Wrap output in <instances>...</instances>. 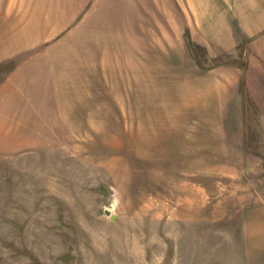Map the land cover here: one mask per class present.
I'll list each match as a JSON object with an SVG mask.
<instances>
[{"label": "rangeland", "instance_id": "obj_1", "mask_svg": "<svg viewBox=\"0 0 264 264\" xmlns=\"http://www.w3.org/2000/svg\"><path fill=\"white\" fill-rule=\"evenodd\" d=\"M235 1L0 0V264H264Z\"/></svg>", "mask_w": 264, "mask_h": 264}, {"label": "crops", "instance_id": "obj_2", "mask_svg": "<svg viewBox=\"0 0 264 264\" xmlns=\"http://www.w3.org/2000/svg\"><path fill=\"white\" fill-rule=\"evenodd\" d=\"M63 11H65V15L69 13L64 9ZM72 11H74V8H72ZM233 14L235 16L234 20L238 23V29L244 34L257 33L264 29V0H236ZM61 18L63 20V17ZM258 48L257 52L264 57V41L260 43Z\"/></svg>", "mask_w": 264, "mask_h": 264}]
</instances>
